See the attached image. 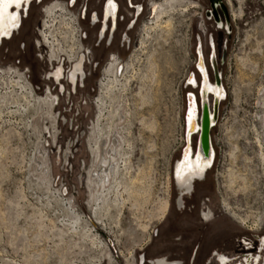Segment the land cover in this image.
Segmentation results:
<instances>
[{
    "label": "rangeland",
    "instance_id": "obj_1",
    "mask_svg": "<svg viewBox=\"0 0 264 264\" xmlns=\"http://www.w3.org/2000/svg\"><path fill=\"white\" fill-rule=\"evenodd\" d=\"M45 1L31 2L18 30L0 42V70L23 73L36 97L47 96V85L58 96L52 106L40 104L26 112L16 113L9 97L0 107V264H96L99 259L107 264L109 253L112 264H126L132 251L136 262L144 256L207 264L217 251L230 264L245 256L264 264V245L260 250L258 241L264 237V164L258 160L255 131H261L264 114V0H233L232 11L236 14L240 6L241 13L224 19L217 7L218 20L205 18L208 0L167 5V0H131L141 5L131 28L133 8L126 0H115L118 22L110 44L98 42L97 27L89 20L77 22L80 36L87 37L82 40L86 77L75 91L65 84V92L44 80L51 66L47 48H37V41L46 19ZM101 2L76 0L72 17L78 19L85 3L86 11L100 12ZM152 4L165 8L162 17L156 16L158 8L152 12ZM201 16L213 37L226 96L215 125L207 130L215 151L213 165L184 199L185 206L193 205L187 210L174 202L170 166L184 94L194 92L184 78L193 72L198 34L201 55L207 57V38L198 29ZM219 20L221 27H216ZM111 64L117 70L114 89L104 96L99 111L98 86ZM40 107L54 113L55 122L49 118L46 123L50 134L43 130ZM109 138L117 139L114 152L110 150L113 168L96 181L97 139L104 141V149ZM205 195L213 214L209 222L199 212ZM224 199L239 218L220 213ZM67 212L81 225L75 226ZM94 212L101 214L97 224L91 221ZM89 229L107 246L103 254L85 236Z\"/></svg>",
    "mask_w": 264,
    "mask_h": 264
},
{
    "label": "flooded vegetation",
    "instance_id": "obj_2",
    "mask_svg": "<svg viewBox=\"0 0 264 264\" xmlns=\"http://www.w3.org/2000/svg\"><path fill=\"white\" fill-rule=\"evenodd\" d=\"M173 1L174 0H167L166 4H163V5H167L169 3H172ZM224 1L227 3V11L229 12V17L238 16L240 13L239 11H241V8H238L237 13L235 14L231 9V5L233 1H231L230 3L227 2L226 0ZM115 2H116L115 0H108L105 6L102 5L100 9V15L96 11L94 12L90 11V13L87 16L86 13H83V12L81 13L80 11L79 18L77 17L78 19H74L72 17V13L68 9H66L64 5L60 4L59 2H53L52 5H46L47 7L44 9V14H45L46 19L43 23V30L41 31V34H40L41 42L39 43L37 41V48H40L42 45L45 49L47 48L48 62L52 68L50 69V73L44 77V80L54 81V83L61 85L60 86L62 88L61 90H63L65 87L64 86L65 82L69 85L76 86L78 84L79 78L80 80H83L84 77H86V73L83 70V68L88 60L86 57L87 51L84 50V47L82 44L83 37L82 35L80 36L79 34L77 22L80 25V20H81L80 17L81 15H83L84 16L83 21L89 20L90 21L89 24L91 26L96 27L98 25L95 31L96 32L95 35L99 43L101 39L105 41L106 37L103 38V36L105 35L106 31L110 30L111 37L107 40V44H110L113 38V33L115 32L114 30L117 28V22H118L117 16H118L119 8H118V4ZM160 7H162V5L159 6L158 8V4H152L151 10L153 12L157 8L159 10ZM22 13L23 12H21V15ZM220 22L222 24V21ZM198 29L201 32L204 30V27L201 26L199 23ZM51 33H53V35ZM126 37L127 35L125 34L123 38H126ZM205 37L207 38V41H209L211 45L214 46V42L212 41L213 37L211 36V34L205 33ZM3 40L5 39H2L1 42ZM195 44H196V41L194 43V46ZM198 44L199 45L197 47V52H198L197 65L199 68V75H198V78L195 77V81H192V84L196 86L197 88L196 97L199 100H201V94H202L204 97L206 96L207 101L210 104L214 96L216 98H219L220 100L221 97L223 98L225 96V94L222 93L221 89L215 85V82H214L215 80L211 81L209 79V76H208V73L205 67L203 55H201L202 54L201 48H200L201 41H198ZM210 61L213 66L214 65L213 55H211ZM67 63L70 64L68 68L65 65ZM104 72L106 74V78L104 81H101L98 86L100 94H101V89L104 86H106L111 81V79H113L117 70L114 68V65L111 64L105 69ZM0 76L10 77L13 79L17 77L18 79L21 80L22 83H25L26 86L29 88V90L32 92L33 96L37 99L38 101L37 106H40V104H43L44 106L45 105L52 106L54 101H57V97L53 96L52 91L49 87L47 88L45 92L47 95L46 97L44 98L36 97L34 93V89L29 85V83L25 79L26 76L17 70L2 69L0 70ZM100 94H98V99L96 100V105L98 109H99L98 100H99ZM40 112H44L43 130L48 131V134H50V127L46 126V123L47 122L49 123V118L50 119L53 118L55 122V116H53L54 113H52L51 108L49 109L48 113H45L46 111L42 107H40ZM191 113H192L191 119H193V111ZM195 131L199 132V134L195 135L193 138V144L195 145V147L193 151H190L191 152L190 154L184 153L185 155L183 157L181 154V157L179 156L178 158H176L178 161L180 160L182 161L176 165L174 169V177L172 180L173 187L175 189L174 202L177 208L185 207L187 210H189L193 205L191 204L190 207L185 206L184 199H188L191 196V193L193 192L194 182L200 181L201 179H203L204 174H206V172L213 165L212 162L209 165L206 162H202L200 160V156L198 155L195 157V153L197 152L196 144L198 143L199 145L200 132L202 131L201 126L199 125L198 122L195 123ZM109 141H107L108 145L105 146L104 148L105 150L106 148L109 149V144H110ZM103 146L104 145L101 144V147ZM105 150H103L104 154H103L102 159L103 160L107 159L109 163V160L111 157L109 158L106 157ZM111 151L114 152V149L111 148ZM113 158L115 157H112V159ZM99 164L94 163V169L95 167H97V169H102L99 167ZM208 202H209V197L205 195V197L200 201L201 209L199 211L200 218L203 219V221H207V222H209L213 218L212 211L209 209V207H207ZM221 203L222 204L220 206V213L227 214V215L230 214V216L235 219L239 218L233 211H231L225 199ZM169 204H170V199H169ZM167 208H168V203H167L166 209ZM70 209H71L70 211L72 212L73 209L72 208ZM70 215L71 217H75L74 213L73 214L70 213ZM91 221L97 224L96 221H93V220ZM86 223H89V222H86ZM258 241H259L260 250H261L262 246L264 245V237L263 239L258 240ZM210 255H211L210 256L211 258L210 260H208L207 264L211 263L210 262L211 259H214L215 264H230V259L225 255L218 254L217 251H214ZM257 259L259 260V258L253 259L250 256H245L241 260H239L238 263L236 262L235 263L236 264H257V261H256ZM105 260L108 261L107 264L113 263V258L111 257L110 253H109V256L105 258ZM96 264H101V259H99ZM126 264H181V263H179V261H171L166 257H160V258L147 260L144 256L139 257L138 261L136 262L134 255H133V251H132L128 259L126 260Z\"/></svg>",
    "mask_w": 264,
    "mask_h": 264
},
{
    "label": "bare ground",
    "instance_id": "obj_3",
    "mask_svg": "<svg viewBox=\"0 0 264 264\" xmlns=\"http://www.w3.org/2000/svg\"><path fill=\"white\" fill-rule=\"evenodd\" d=\"M54 1H58V2L62 3V5H64V7L66 9L70 10L72 12V14L74 13L73 10L70 9V8H72L73 4L70 6L68 4V1L67 0H65V2L63 0H48V1H45L44 4L41 5L42 6V12L44 13V8H45L46 5H52ZM101 1H102L101 2V6L102 5L105 6L107 4V1L108 0H101ZM226 1L230 3L233 0H226ZM31 2L32 3H36V2L37 3H40V2H42V0H10L9 5L6 8L2 4H0V42H1L2 39H6V40L7 39H10L12 37V34L15 33L18 30V28H19V26L21 24V21H20V19H21V12H23L24 14H26V11L28 9V6L31 4ZM128 2H130V0ZM223 2L226 4V8H227V3L225 1H223ZM238 2L240 4V1H238ZM129 6L131 7V4ZM215 6L217 7V4H215ZM239 8H241V7L239 6ZM86 9H87V6H86V3H85V4H83V6H81V8L79 9V12L81 11V13L82 12L83 13H86L87 16H88V14L90 13V11H86ZM79 12L76 15L78 18H79ZM138 13H139V9L138 8H135V14L132 13V15H130L131 18L132 17H135ZM164 13H165V8L164 7H160V9L156 13V16L159 17V16H161ZM98 14L100 15V12H98ZM228 14H229V12H228ZM205 16H206L205 18L207 20H209V19L212 18V13H211L210 9L206 11ZM13 17H15V19H13ZM80 19L83 20L84 19V16L81 15ZM156 19H158V18H156ZM198 19H199L200 25L204 27L205 24H204L203 17L201 16ZM81 22H83V21L80 20V23ZM132 22H133V20H132ZM132 22L130 23L131 27L133 25ZM199 23H198V25H199ZM220 25H221V22L219 20V21H217V26L216 27H221ZM226 27L228 28V26H226ZM78 29H79L78 30L79 31V34L81 32L83 34V31L80 30V27ZM205 33H206V29L204 27V30L201 31L200 34L203 35V36H205ZM51 34L53 35V33H51ZM125 34H126V32L124 33V35ZM39 35H40V33H39ZM85 36H86V33H84V36H82L83 39H86ZM104 37H106L105 40H108L111 37L110 30L109 31H106V33L103 36V38ZM199 40H200V37H199V34H198V35H196V38H195L196 43H198ZM200 63H201V61H200ZM56 67H57V65H56ZM84 79H85V77H84ZM84 79L83 80H80V78H79L78 84L76 86L78 87L80 85V83L83 84ZM49 81H51V80H49ZM192 81H195V76L193 74L190 75V76H188V83L191 85L190 87L195 90V93L192 92V93H189L187 95L188 101H187V105L182 110L183 111L182 112V115L185 116L183 120L185 122L184 125L186 127L187 133L189 134L191 132L192 133L195 132V134H194V136H195V135L199 134V132L195 131V123L198 122L199 125L201 126L200 122L198 121V113H199V111L202 110V114L203 115L204 114H207L208 122L209 123H213V115L210 114V110L209 109H210L211 106H213V108L215 109V107L218 106L219 102L223 98L221 97V99L219 100V98H216L214 96V98L212 99V101L209 104V102L207 101L206 96L204 97L201 94V100H199L196 97L197 96L196 95V89L197 88H196V86H194L192 84ZM214 82H215V85L221 89L222 93L225 94V92H224V90H223V88L221 86V82H219L218 78L215 79ZM65 84H67V83L65 82L64 83V86H65ZM113 84H115V83H113V79H111V81L106 86H104L101 89V94H100L99 100H98L99 111L102 110L101 109L102 108L101 106L103 104L104 98L107 97V96H110L109 94H110V92L112 90V87L114 86ZM67 85L68 86H71L74 89V91L76 90V86H72V85H69V84H67ZM56 86L59 88V90L61 92H65V88L63 90H61L62 89L60 87L61 85L56 84ZM46 87L48 88L49 86L47 85ZM47 88H46V90H47ZM113 89H114V87H113ZM60 91H59V93H60ZM8 97L12 99V102L11 103H8V104H13V106L16 108V111H15L16 113L17 112H20V111L21 112H26L29 108L32 109L35 106H37V103H38L37 99L33 96L32 92L29 90V88L26 86V84L25 83H22L20 79H18L17 77H15L13 79V78H10V77H4V76L2 77V76H0V107H1V105H3L4 101ZM56 97H57V100H58V96L57 95H56ZM21 100L24 103H20ZM262 101H264V99ZM192 111H193V119H191V115H192L191 112ZM259 120L262 121L263 128L261 126V131H259L258 129L257 130L255 129V131H256V133L258 135L257 136L258 137L257 145H258V147L260 149V151H259V153H258L257 156H258V160H260V163H262V165H263L264 164V114H263V116H260ZM31 125H32V123H30L29 126H31ZM201 130H202V126H201ZM96 134L98 135V133H96ZM194 136H190L189 137L187 135V138H190V141H191V139H193ZM202 137H203V134H202V131H201L200 132V138H199V145H198V143L196 144L197 145L196 146V151L197 152L195 153V157L197 155L200 156V160L202 162H206L209 165L211 162L213 163V161H214V156H213L214 155V150H213V147H212V144H211L210 140L208 142L204 143ZM109 140H108L110 142L109 149L106 148V150H105V149H103V147H101V143L97 139L96 153H95V155H93V158H94V163L99 164V162H100L99 167L102 168V169H97V167H95V169H94L95 170V172H94V178H95L96 181H100L101 176H103L106 173V171L108 173V171L112 167V164H110L111 163L110 160L112 158H110L109 163H108L107 159L106 160H103L102 159L103 154H104V151L103 150H105L106 157L109 158L110 155H111L110 146H111V148L112 147L114 148L117 145L116 144V141H115L117 139H115V138H109ZM102 144L104 145V141H102ZM190 151H193V149H191V148H185L182 151V157L185 155L184 153H189L190 154L191 153ZM40 152L42 153V150H39V152H37V154L35 153V155H34L35 161H37L36 160L37 157L40 156ZM113 157H115V154H114ZM181 161L182 160L178 161L176 159L175 161H173L172 166H170L171 167V172H170V180L169 181L172 184V186H173V181L172 180H173V177H174V169H175L176 165L179 164ZM39 165L41 166L42 164L39 162ZM96 169H97V171H96ZM262 177H264V175ZM167 195H168L169 199H171V195H170V192H169V186H168V194ZM97 210H95V211H97ZM67 213H69V212H67ZM93 215L95 217V219L93 221H96V222L98 221L99 222V220L101 219V214L100 213H97V212H94ZM70 220H72L73 224H76L75 226L81 225L80 224L81 221L79 219L75 218V217H70ZM102 235L104 236V234H102ZM85 236L89 239V242H90L91 246L93 248H95L97 250V252L99 250L98 253L103 254L102 252H104V250L106 249L107 246L106 245H103L104 243H103L102 239H100L99 235L98 234L96 236L93 235L92 234V231L89 229V230L86 231ZM108 243H109V245L111 247H113V242L110 239H108Z\"/></svg>",
    "mask_w": 264,
    "mask_h": 264
},
{
    "label": "built area",
    "instance_id": "obj_4",
    "mask_svg": "<svg viewBox=\"0 0 264 264\" xmlns=\"http://www.w3.org/2000/svg\"><path fill=\"white\" fill-rule=\"evenodd\" d=\"M43 1V0H42ZM64 2H65V0H63ZM68 1V4L71 6L72 4H74V3H76V0H67ZM127 1V3H128V6L131 4L130 2H128L129 0H126ZM131 1V0H130ZM37 3V2H36ZM41 3V2H40ZM130 8H133V14H135L134 12H135V8H138L139 9V13L141 12V5H132L131 4V7ZM214 8L216 9L217 7L215 6V4H214ZM209 9H210V7H209ZM210 11H211V9H210ZM217 12V11H216ZM138 13V14H139ZM137 14V15H138ZM217 15H218V13H217ZM25 16V14L24 13H22V15H21V19L23 18ZM136 17V16H135ZM134 17V18H135ZM133 18V22H134V19ZM218 19H219V15H218ZM218 19H216V20H218ZM132 22V20L130 21V23ZM132 22V23H133ZM130 23H129V25H128V28L130 27L131 28V25H130ZM216 24H217V22H216ZM206 44H207V47H208V52H207V57L205 58V60H204V63H205V67H206V70H207V73H208V76H209V79L211 80V81H214L215 79H217L218 78V80L219 81H221V72L216 68L217 67V65H216V60H215V51H214V46L213 45H211V43L209 42V41H207L206 42ZM198 43H196L195 44V46H194V49H193V52H194V57H193V62H192V65H193V72L191 71L190 73L188 72V73H186V76H185V78H184V81H185V86L186 85H188V87L190 88V89H192V90H194L193 88H191L190 86V84L188 83V76H190V75H194L196 78H198V75H199V69H198V66H197V61H198V52H197V47H198ZM201 48V47H200ZM213 51H214V53H213ZM201 52H202V49H201ZM211 55H213V57H214V67L212 66V64H211V61H210V58H211ZM204 59V58H203ZM222 84V83H221ZM193 92V91H192ZM191 91H187L185 94H184V102L182 103V105H181V107H180V115H181V118H180V124H179V129L177 130V142H176V144H175V146H174V148H173V152H175L176 153V156H175V159H174V161L176 160V158H178L179 156L181 157V154H182V151L185 149V148H191V149H194V147H195V145L193 144V139H191V141H190V138H187V135L190 137V136H194V134H195V132L194 133H187V130H186V127H185V122H184V115H182V110H183V108L187 105V101H188V99H187V95L189 94V93H192ZM194 93H195V90H194ZM225 96H226V93H225ZM225 96L223 97V99L222 100H224V98H225ZM221 100V101H222ZM220 101V102H221ZM219 102V103H220ZM218 106H219V104H218ZM218 106L217 107H215V109L213 108V106H211L210 107V114H212L213 115V123H209L208 122V119H207V114H202V111H199V113H198V121L200 122V124L202 125V121L204 120L206 123V128H207V130H209V129H211L214 125H215V122H216V120H217V118H218V113H219V109H218ZM178 113V112H177ZM179 114H177V116H178ZM209 136L207 135V139H206V142H208L210 139L208 138ZM211 142V141H210ZM213 147V146H212ZM213 150H214V148H213ZM172 152V153H173ZM214 159H215V151H214Z\"/></svg>",
    "mask_w": 264,
    "mask_h": 264
},
{
    "label": "water",
    "instance_id": "obj_5",
    "mask_svg": "<svg viewBox=\"0 0 264 264\" xmlns=\"http://www.w3.org/2000/svg\"><path fill=\"white\" fill-rule=\"evenodd\" d=\"M209 1V7L211 9V13L213 15V18L216 20L218 19V15L216 13V9L214 8V4H217V7L221 10V13L223 14L224 19L228 17V12L226 8V4L223 2V0H208ZM206 122L202 121V134H203V141L206 143V137H207V128H206ZM236 264V263H235Z\"/></svg>",
    "mask_w": 264,
    "mask_h": 264
},
{
    "label": "snow or ice",
    "instance_id": "obj_6",
    "mask_svg": "<svg viewBox=\"0 0 264 264\" xmlns=\"http://www.w3.org/2000/svg\"><path fill=\"white\" fill-rule=\"evenodd\" d=\"M10 0H0V4H2L5 8L9 5ZM15 19V17H13Z\"/></svg>",
    "mask_w": 264,
    "mask_h": 264
}]
</instances>
